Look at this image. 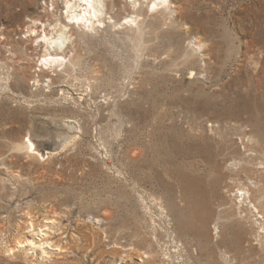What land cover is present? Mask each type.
I'll use <instances>...</instances> for the list:
<instances>
[{
    "label": "rangeland",
    "instance_id": "obj_1",
    "mask_svg": "<svg viewBox=\"0 0 264 264\" xmlns=\"http://www.w3.org/2000/svg\"><path fill=\"white\" fill-rule=\"evenodd\" d=\"M171 2L140 58L125 28L79 39L74 79L25 38L44 0H0V264H264L234 195L264 175V0Z\"/></svg>",
    "mask_w": 264,
    "mask_h": 264
},
{
    "label": "bare ground",
    "instance_id": "obj_2",
    "mask_svg": "<svg viewBox=\"0 0 264 264\" xmlns=\"http://www.w3.org/2000/svg\"><path fill=\"white\" fill-rule=\"evenodd\" d=\"M119 1L44 0L45 21L42 20L43 18H29L27 20L28 24L25 26V38L28 41L35 42V47L40 48L36 60L39 70L42 73L49 72L51 75H55L54 72L57 70L60 72L67 71L68 76H73L75 79L73 72L81 59L78 49L79 39L87 36L101 37L107 29L113 34L118 29H127L129 32L126 38L134 44L137 51L136 55L140 58L143 49L141 41L144 40L147 32L145 29L150 24V19L146 20V15H149L150 18L161 15L160 22L162 24L170 23L175 4L171 0H125L123 4ZM59 2L63 4L60 12L58 11ZM119 8H129L130 10L124 16H121L120 20H117L116 16ZM143 18L144 20H142ZM179 18L187 24L188 20L181 15ZM1 38L4 39L3 36ZM194 42L198 47L204 45L199 36L195 37ZM24 48L21 53H26L27 48ZM10 53L14 52L11 51ZM8 68L7 63L0 60V71H7ZM8 76L9 74L3 79H7ZM38 76L39 74L36 75V77ZM51 80L52 77L47 78V81ZM35 81L38 83L39 79L35 78ZM46 86H48V83ZM91 86V83L86 85V90H91ZM64 99H67L66 95ZM251 135L253 136V134L245 133L243 137H240L244 147L243 153L254 148L259 154L264 155V143L262 144L259 140L254 141L253 145L244 142V138L246 136L250 138ZM14 148L18 151L23 150L32 156L39 155L42 157L30 136L21 138L14 145ZM237 164L239 168H249V163L244 158L239 159ZM258 164L261 165L264 171V160H260ZM251 171L257 175L246 177L249 179L248 183L239 181L234 195L235 198L240 197L239 203L245 205V212L250 213L253 217L251 222L255 227L256 234L262 236V234L264 235V175L259 172V169H252ZM158 207L162 208L161 205H158ZM214 229V235L218 237L219 227L216 223H214ZM220 253L224 261L227 262L226 251L221 250Z\"/></svg>",
    "mask_w": 264,
    "mask_h": 264
}]
</instances>
